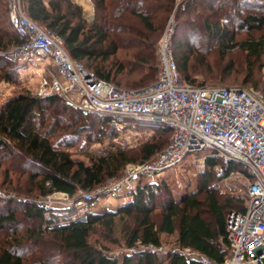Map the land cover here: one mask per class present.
Segmentation results:
<instances>
[{
  "label": "trees",
  "instance_id": "trees-1",
  "mask_svg": "<svg viewBox=\"0 0 264 264\" xmlns=\"http://www.w3.org/2000/svg\"><path fill=\"white\" fill-rule=\"evenodd\" d=\"M23 1L25 15L59 37L73 60L82 63L98 79L118 88V76L126 69L140 74L141 83L145 80L146 86L156 80L160 41L155 49L154 36L172 12L182 20L173 32V58L183 80L193 85L198 84L191 80L187 70L192 43L198 52V47L204 46L205 53L210 52L214 44H220L223 56L238 32L262 33L258 40L236 45L248 56L247 72L241 84H223L227 77L213 73L204 81H219V86L224 87L253 88L264 94V82H261L264 75L263 78L256 75L264 70V0L243 2L249 8L257 6L261 13L244 15L239 28L235 26L237 30H225L220 22L212 25L203 22L205 33L202 35L196 34L198 29L193 18L200 15V8L207 7L215 13L223 10L225 21L232 17L237 0H223L219 6L217 0H91L94 18L90 23L83 19L82 9L70 0ZM7 2L0 0V82H12L17 76L11 71L6 52L21 43L10 26ZM253 64H259L258 72ZM124 78L121 81L126 80L127 88L138 85L129 75ZM214 85L218 84L198 86ZM64 107L74 115L80 135L93 130L97 124L108 122L101 116L72 107L57 96L21 93L0 105V172L3 163L9 162L5 174L15 175L14 187L10 182L6 190L0 189L2 195L9 190L15 194L0 196V203L6 205L0 211V264H199L184 256L185 249L218 263L224 261L228 246L227 214L235 209L243 211L244 202L243 198L220 190L218 184L226 179L230 169L224 177L217 176L212 168L218 162L212 158L206 160V170L199 173L196 189L181 199H174L164 182L140 184L129 202L114 211L90 214L83 223L63 225L60 213L46 217V211L39 206L23 202L24 197L37 199L51 193L73 197L77 191L91 192L108 181L119 179L124 167L133 162L132 153L136 152L141 157L139 163H143L169 142L170 128L154 125L146 140L132 145L129 150L113 149L103 156H90L86 165L72 159L68 152L61 150V145L55 147L51 141L53 132L45 130L50 122L49 114L62 111ZM23 178L25 182L21 181ZM17 214L30 226H22L16 220ZM116 224L121 225L119 234L126 239L130 250V254L120 258L89 242L97 227L114 232ZM4 231L10 235L3 234ZM162 236H175V248L157 252L162 246ZM149 247L154 251L147 250Z\"/></svg>",
  "mask_w": 264,
  "mask_h": 264
},
{
  "label": "built area",
  "instance_id": "built-area-1",
  "mask_svg": "<svg viewBox=\"0 0 264 264\" xmlns=\"http://www.w3.org/2000/svg\"><path fill=\"white\" fill-rule=\"evenodd\" d=\"M184 10V6L180 7ZM10 26L21 43L6 52L12 71L28 79L38 76L36 97L57 96L86 113L108 120L106 126L119 136L132 138V145L146 140L154 125L170 128L169 142L150 160L126 165L122 176L91 192L73 197L51 193L37 199H22L42 208L46 217L60 213L62 224L83 223L90 214L110 210L113 202L131 197L142 180L154 183L187 156L209 151L200 160L218 163L212 171L224 181L243 187V211L226 217L227 255L222 263L182 251L199 264H264V94L247 87L198 86L185 82L173 58L174 25L169 20L160 40L156 80L139 89H120L97 78L82 63L73 60L63 41L31 21L23 0H8ZM46 63V64H44ZM37 68L41 73L31 71ZM144 126H148L145 128ZM2 197H8L6 194ZM146 250V249H145ZM154 251L152 247L147 248ZM165 253L162 248L157 250Z\"/></svg>",
  "mask_w": 264,
  "mask_h": 264
},
{
  "label": "rangeland",
  "instance_id": "rangeland-1",
  "mask_svg": "<svg viewBox=\"0 0 264 264\" xmlns=\"http://www.w3.org/2000/svg\"><path fill=\"white\" fill-rule=\"evenodd\" d=\"M8 0H6L7 2ZM227 1V0H225ZM249 0H237L236 6L233 7L231 16L226 18V22H229L230 24L225 25L222 22H225L223 17L224 14L222 11H217L215 13L214 10H210L207 7L200 8V15L198 13V16H193L196 23V34L202 35L205 33L203 22L210 23L211 25L216 22L220 25H223V28L225 30H237L239 28V24L242 22L243 16L249 15V14H260L261 11L257 6L253 7H246L243 2H248ZM224 2L223 0H217L216 5L219 6V4H222ZM198 3V2H197ZM230 7H228L229 9ZM173 13V12H172ZM170 14L167 19L163 22V25L161 29L155 34L154 40L155 45L154 48H157V44L162 39L164 30L169 22L170 19H172V23L174 25V32L178 28V24H181V18L175 16V14ZM221 18V19H220ZM237 26V29L235 28ZM10 30V29H9ZM178 32V31H177ZM176 32V33H177ZM263 35L262 33H250V32H238L236 35H234V41L229 43V50L225 51V55H221L219 51V45L214 44L213 49L210 52L205 53L206 49L205 47H198L199 52L196 50L197 47L193 46L189 48V64H188V75L191 77V80L195 84H203V85H212V84H218L220 85V82L217 81L216 83H213L212 81H204L206 76L213 73L214 75L221 76V77H227V81L222 82L223 84H236L239 85L242 82V78L244 74L247 72L246 66V60L248 58L246 53H243L241 51V48L236 47L237 44L243 42V41H250V40H258L259 37ZM174 36V34H173ZM173 39V38H172ZM193 42H195L193 40ZM226 45V44H225ZM234 45V46H231ZM219 51V52H218ZM182 54H187V52ZM156 56V54H155ZM120 60L122 59V55L119 57ZM197 58V59H196ZM46 64V63H44ZM255 70L258 72L260 70L259 64H253ZM229 68H232V71H229ZM12 71V69H11ZM32 73L39 74L41 71L39 69L34 68L31 71ZM230 72V73H228ZM218 73V74H217ZM125 75V76H124ZM127 75L130 76L131 81H136L138 83L135 88H127L126 87V80L121 81V78L125 77L124 79H127ZM258 77H262L264 75V70L260 71V73H256ZM140 74L138 75L137 72H130V70L126 69L123 73L118 76L117 82H120V88L126 89V90H133L145 87L146 83L145 80L143 83H141ZM27 78L25 76L18 77L14 76V80L12 82H6L2 80L0 82V105L5 103L7 100L13 98L14 96L18 94H26L31 92H35L38 88L37 81L38 76L33 75L31 76L28 81L26 82ZM233 79H236V81H233ZM129 82V81H128ZM261 82H264L263 79H261ZM221 83V84H222ZM65 110V111H63ZM62 111L56 112V113H50L49 114V124L47 125V128L45 127V130L48 129L49 132H53V138H52V144L55 147H58L61 145V150L68 152L72 159L79 160L83 162L84 164L89 163V157L90 156H98V155H105L109 151L113 149H119V150H129V148H132V138L127 137L124 135L119 136L114 131H112L110 128L106 126V124H97L93 130H89L88 133H83V135H80L79 131L77 130V126H75L74 122V116L72 113L67 112L68 110L64 107ZM71 114V115H70ZM101 120V119H100ZM147 128L148 126H144ZM78 131V132H76ZM167 143L164 144L162 149L166 147ZM161 149V150H162ZM204 155H209V151H203L197 154L196 157H192V154L187 156L181 163H179L175 168L172 170H169L165 172L160 178L156 179L154 182L155 184L159 182L166 183V187H168L171 196H173L174 199L178 200L181 199L186 194H189L193 192L196 189V182L197 178L199 176V173L201 172V162L198 159H201ZM131 160L133 162H130L129 164L139 163L141 160V157L136 155L135 153L131 154ZM9 162L3 163V169L0 172V189L6 190V185L10 182L15 185V175L5 174V169L7 166H9ZM125 168V167H124ZM206 168V167H205ZM123 170L120 172V176L122 174ZM25 178V177H24ZM21 179V181L25 182V180ZM109 182V181H108ZM148 183L147 180H142L141 184ZM218 187L220 190L226 194H234L236 196H239L243 198V187L238 184L236 181H222L218 184ZM10 191V190H9ZM6 192L5 194L8 197L14 196L12 192ZM37 192H35L36 194ZM26 199L34 200L33 197H24ZM244 202V198H243ZM118 203L113 202V206L110 209V211H114L117 209ZM243 208V206H241ZM239 207V209L241 208ZM6 208L5 204L0 203V211L2 209ZM237 210V209H235ZM238 211V210H237ZM240 211V210H239ZM16 220L25 228H27L28 223H25V219L21 216V214H17ZM120 224H116L114 232H110L108 230H105L103 227H97L94 231V234L90 237V244L95 245L98 248H105L108 250L109 254L111 256L121 257L125 254H130V250L126 247L127 241L126 239L119 234L120 231ZM5 235L9 236L10 232L4 231ZM175 236H162L161 237V243H162V250L163 251H169L175 248Z\"/></svg>",
  "mask_w": 264,
  "mask_h": 264
},
{
  "label": "crops",
  "instance_id": "crops-1",
  "mask_svg": "<svg viewBox=\"0 0 264 264\" xmlns=\"http://www.w3.org/2000/svg\"><path fill=\"white\" fill-rule=\"evenodd\" d=\"M71 3L74 5L79 6L82 9V16L83 19L87 22H92L94 18V7L91 0H70ZM132 198L131 197H123L116 201L118 203V206L129 202Z\"/></svg>",
  "mask_w": 264,
  "mask_h": 264
}]
</instances>
